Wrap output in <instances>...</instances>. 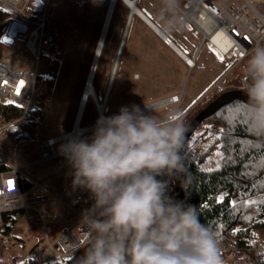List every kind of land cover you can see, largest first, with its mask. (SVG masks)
Instances as JSON below:
<instances>
[{"label": "clouds", "instance_id": "9594fccd", "mask_svg": "<svg viewBox=\"0 0 264 264\" xmlns=\"http://www.w3.org/2000/svg\"><path fill=\"white\" fill-rule=\"evenodd\" d=\"M99 4L100 0H93ZM125 3V0H124ZM181 0H163L166 23L178 30ZM237 101L252 137L264 141V45L245 50ZM188 127L162 102L123 106L100 117L90 136L70 134L58 153L67 162L73 191L93 202L81 214L83 246L75 264H224L214 232L194 205L171 193L189 183L184 151Z\"/></svg>", "mask_w": 264, "mask_h": 264}, {"label": "rangeland", "instance_id": "374dc122", "mask_svg": "<svg viewBox=\"0 0 264 264\" xmlns=\"http://www.w3.org/2000/svg\"><path fill=\"white\" fill-rule=\"evenodd\" d=\"M251 1L264 5V0ZM188 4V0H181L180 8L186 9ZM136 5L162 30V25L166 23L163 0H137ZM45 12L47 27L53 34V42L40 61L38 73L41 80L54 78L50 95L43 99V107L49 111L46 115L47 122L40 125L37 121L35 140L32 142L18 140L7 129L0 131V152L11 159L12 164L32 184L34 182L29 177L37 180V174L42 173V167L30 166L29 162L49 154L48 149L41 146V141L65 134L72 127L86 76L92 68L93 54L100 36L106 6L101 1L96 4L93 0H50ZM128 12V8L121 1H117L93 79V88L98 100H101L108 85ZM192 31V27L186 22H183L178 30H172L170 33L162 30L163 34L178 43L182 40V33L187 34L189 42L195 48L194 59L196 60V65L189 68L169 48L163 46L153 31L134 16L116 59L114 75L108 91L105 117L117 114L123 106L142 107L144 102L154 103L170 95H178L180 100L177 106H168L184 116L202 98L212 96L214 93L208 91L214 85L218 75L215 76L214 63L204 61L207 48L212 49V47L206 42L199 45L200 37L193 36ZM184 50L190 56L194 55L193 52ZM224 59L228 60V64L230 63L229 57H224ZM55 62H57V68L53 66ZM217 66L219 69L222 67L221 64ZM243 67L244 63L235 70L230 78L232 82ZM38 94L39 85L36 101ZM96 117L94 105L89 100L81 125H91ZM25 119L31 120L33 116L30 115ZM59 146L60 144L56 150ZM15 154L18 156L11 158ZM52 164L58 170L61 169V159L54 160ZM62 175L64 184L66 186L71 184L69 170L54 176L52 179L55 184L61 182ZM42 185L45 186V183ZM48 189L53 192L57 191L54 187L48 186ZM37 194H42L44 200L49 201L48 207L51 212L71 220V213L61 204L52 203L51 197L42 187L34 186V190L26 191L23 202L30 195L34 197ZM82 194L84 191H73L70 196L71 202ZM29 206L24 209V215L18 218L15 228L8 236L3 234L5 229L3 231L0 229V264H17L18 262L12 257L18 254L20 249L28 252L36 241L39 242L37 245L39 246L45 236L44 229L48 236L50 235L46 214L40 209L35 210ZM262 231L264 230L257 231L256 234L264 240ZM44 255L51 256L48 251H45ZM221 258L224 264H243L242 261L226 255H221Z\"/></svg>", "mask_w": 264, "mask_h": 264}, {"label": "built area", "instance_id": "2783aa9c", "mask_svg": "<svg viewBox=\"0 0 264 264\" xmlns=\"http://www.w3.org/2000/svg\"><path fill=\"white\" fill-rule=\"evenodd\" d=\"M42 1L44 9L41 14L34 17L27 12L30 0H0V9L9 14L4 23V34L12 21H17L27 28L24 34L16 35L13 44L7 46L8 48L0 58V104L20 108L22 116L18 120L32 115L34 109L41 111L42 116L38 120L40 125L47 122L46 115L49 111L40 107L36 101L38 69L42 57L45 56L53 42V34L47 27L45 12L50 0ZM188 2L186 9L180 8L179 15L184 22H188L194 27L193 35L200 36L202 43H208L222 57L231 59L227 66L218 69V78L208 92L212 91L216 94L223 90H242V77L236 83H233L230 78L235 70L242 65L243 59L246 57L245 50L250 52L254 47L264 45V5L255 4L251 0H188ZM192 14L193 16H191ZM205 22L210 24L207 29L204 27ZM218 33L224 40L222 46L213 41ZM168 40H163V42L168 44ZM108 91L107 85L101 100L97 99L95 92L88 95V101H92L97 114L94 123L88 126L81 125L87 103L84 104L83 114L77 123L78 109L81 104L79 102L70 131L54 138L42 140L41 146L48 149L49 154L31 160L30 166L61 159V169L66 172L68 170L67 162L59 155L56 147L65 142L70 134L79 133L86 136L92 133L95 123L99 119L98 102L103 101L106 96L108 97ZM179 100L178 95H173L156 102L177 106ZM103 115L105 116V110ZM11 124L1 122L0 131L8 129ZM0 165L5 167L0 170V229L4 230L12 228L19 212L26 208L23 202L25 192L21 191L20 184V180L25 177L12 164V160L1 152ZM34 185L41 187L38 183H34ZM72 193L71 186L60 195L49 193L54 203L61 204L71 213L73 222L55 238L48 236L44 229V239L34 251L32 264H59L78 251L73 250V245L77 241L81 246L85 244L81 214L90 208L93 202L89 199L87 192L71 202ZM5 216L6 218H4ZM239 230L240 227L237 226L234 230L235 235ZM218 245L221 255L243 261L246 264L251 263L252 257H264V240H261L254 231L248 232L243 237H235L232 241L218 243ZM45 251H48L51 256H45Z\"/></svg>", "mask_w": 264, "mask_h": 264}, {"label": "trees", "instance_id": "16d2710c", "mask_svg": "<svg viewBox=\"0 0 264 264\" xmlns=\"http://www.w3.org/2000/svg\"><path fill=\"white\" fill-rule=\"evenodd\" d=\"M43 9L42 0H30L27 12L36 17ZM8 16L0 9V58L8 48L1 41ZM243 63L245 65L246 57ZM53 66L57 68V62ZM242 71L236 74L233 83L242 77ZM37 83V104L43 107V99L50 95L54 78L41 80L38 77ZM227 91L230 90L202 98L183 116L186 125ZM236 107L237 101L232 102L205 119L191 135L184 151L189 183L182 200L186 199L188 204L195 206L200 222L214 232L218 243L243 237L250 231L264 230V141H258L249 134L247 122L235 111ZM21 116L20 108L0 104L1 122L12 123L8 132L18 140L32 142L41 111L34 109L31 120H18ZM4 168L0 165V170ZM20 184L22 192L32 187V183L24 178ZM171 194L174 196V190ZM237 226L240 230L235 235ZM10 230L6 228L5 233ZM82 255L83 251L78 250L59 264H75ZM32 263V259H27L20 264ZM250 264H264V257H252Z\"/></svg>", "mask_w": 264, "mask_h": 264}, {"label": "crops", "instance_id": "0c3cea01", "mask_svg": "<svg viewBox=\"0 0 264 264\" xmlns=\"http://www.w3.org/2000/svg\"><path fill=\"white\" fill-rule=\"evenodd\" d=\"M145 15V14H144ZM147 17V16H146ZM148 18V17H147ZM149 19V18H148ZM153 23V22H152ZM187 24H189L191 27H192V29L194 30V27L190 24V23H188V22H186ZM149 28V27H148ZM157 28L162 32V30L157 26ZM150 29V28H149ZM151 30V29H150ZM153 33H154V31H153ZM163 33V32H162ZM155 34V33H154ZM192 34H193V31H192ZM155 36H157L156 34H155ZM193 36H195V37H200V36H196V35H193ZM157 38L159 39V41L163 44V46L165 47V48H169L170 49V51L173 53V54H175L176 56H178L179 57V60L182 62V63H184V60L180 57V55L179 54H177L176 53V51L174 50V49H172L171 47H169L167 44H165L164 42H163V39L160 37V36H157ZM169 38V37H168ZM174 44H175V46L185 55V56H187L188 58H190V59H192L193 60V62H194V65H193V67L196 65V60L194 59V57H195V48L193 47V45L189 42V40H188V36H187V34H183L182 33V37H181V42L180 43H178L177 41H175V40H173L172 38H169ZM202 43V41H201V37H200V43H199V45ZM205 43V42H204ZM181 45V46H180ZM184 49H187L188 51H190V52H193L194 53V55L193 56H190ZM118 52V51H117ZM117 54V53H116ZM204 61H206V62H213L214 63V65H215V67H214V71H215V76H217L218 74V66L217 65H219V64H221L222 65V67H225V66H227V61L228 60H225L224 59V57H222L217 51H215L214 50V48H207V50H206V52H205V55H204ZM230 61H231V59H230ZM185 64V63H184ZM225 64V65H224ZM186 65V64H185ZM189 67V66H188ZM189 68H191V67H189ZM171 96H173V95H170V96H168V97H171ZM168 97H165V98H168ZM165 98H163V99H165ZM6 152L9 154V151L8 150H6ZM24 152V151H23ZM18 156V154H15V155H13V157H11V158H15V157H17ZM41 157V156H40ZM37 158H39V157H37ZM37 158H35V159H37ZM34 160V159H33ZM54 160H57V159H54ZM54 160H49V161H47V162H44V163H42V164H39V165H37V167L39 166H41L42 167V173H39V174H37V180H35L34 178H30L29 177V179L32 181V182H34V183H38L39 185H41V187L49 194V193H53V194H55V195H60V194H62L63 192H65L70 186H71V184H69V185H65L64 184V181H63V179H64V176L62 175V180H61V182L59 183V184H55V181L52 179L54 176H56V175H58V174H62V173H65V172H63L62 171V169H60V170H58L57 168H55L54 167V165L52 164L53 162H54ZM33 167H35V166H33ZM60 167H61V165H60ZM69 170V169H68ZM67 170V171H68ZM66 171V172H67ZM29 181V180H28ZM42 183H45V186L44 185H42ZM34 184H32V187H31V189L30 190H28V191H31V190H34ZM48 186L49 187H54V188H56L57 189V191L56 192H53V191H51L50 189H48ZM38 187V186H37ZM26 193V192H25ZM49 196H50V194H49ZM50 201L52 202V203H54L53 201H52V199L50 198ZM49 201H45L44 200V197L42 196V194H37L36 196H29L27 199H26V201H24V205L26 206V208L29 206V207H32L33 209H35L36 210V208L37 209H40V210H42L45 214H46V218H47V228H48V230L50 231V237L51 238H55V237H57V236H59V234L64 230V229H66L72 222H73V218L71 217V220H69L68 218H62V217H59L58 215H55L53 212H51L50 211V209H49V207H48V205H49V203H48ZM24 209L23 210H21L20 212H19V215H18V217H17V219H16V222H15V224L13 225V227L11 228V230L8 232V233H5V232H3V234H5L6 236H8L12 231H13V229L15 228V225H16V223H17V220H18V218H20L21 216H23L24 215ZM3 231V230H2ZM262 232H264V231H262ZM39 244V242L38 241H36V243L34 244V246L28 251V252H25V251H23L22 249H18L19 251H18V254H16V255H14L12 258H14L15 259V261L16 262H18L17 264H20L21 262H23V261H26L27 259H33V256H34V251H35V249H36V247H37V245ZM17 248H19V247H17ZM243 262V261H242ZM14 264H16V263H14ZM243 264H246L245 262H243Z\"/></svg>", "mask_w": 264, "mask_h": 264}, {"label": "bare ground", "instance_id": "6f19581e", "mask_svg": "<svg viewBox=\"0 0 264 264\" xmlns=\"http://www.w3.org/2000/svg\"><path fill=\"white\" fill-rule=\"evenodd\" d=\"M100 1L103 4H105V6H106V13H105L104 21H103V24H102V27H101L100 36H99V39H98V42H97V45H96V48H95V51H94V54H93L92 68H91V71L86 76V80H85V83H84V88H83V90H82V92L80 94L79 102H81V104H80L79 109H78L77 123L79 122V120H80V118H81V116L83 114L84 104H86L87 101H88V95L90 93L94 92L93 79H94V76H95L97 68H98V63H99V60H100V57H101V54H102L103 46H104L105 41H106V36H107L108 30H109V27H110V24H111L112 16H113V13H114L115 8H116L117 1H121L128 8V10L130 12H134L133 17L134 16L138 17L141 21L143 20L142 22L144 24L147 23L149 26L147 24H145V25L147 27H149L151 29V31H154V33L157 36H161L163 38V40H166V41H167V38H168L161 31H158L157 26L154 23H153L154 25L148 23V20L145 18L146 15H144V13L137 7L136 3H134V0H125V3H124V0H116V2L114 3L113 7H112L113 0H100ZM110 13H111V16H110ZM191 16H193V14ZM133 17H132V19H133ZM128 18H129V15H127V18H126L125 26H124V29H123V32H122V36H121V40H120V44H119V47H118V52L116 54L115 62H114L111 74L109 76L108 88H110V86H111V82H112V78H113V74H114V69H115L116 59L118 58V55H119V52H120V48L123 45V40H125L126 34L128 32V30L126 32V29H127V27L129 28V26L131 24V21H132V19H131L130 24L128 26ZM204 24H205L204 27L206 29L208 28V26H210L209 22H205ZM219 34L220 33L217 34L218 36L215 37L213 39V41L215 43H218L220 46H222L224 44V40L219 36ZM102 40H103V42H102ZM167 45L169 47H171L172 49H174L176 51V53L180 55V57L184 60V63L187 66L193 67V65H194L193 60L188 58L187 56H185L175 46V44L170 39H169ZM98 54H99V56H98ZM106 105H107V96L105 97V99L103 101H99L98 102L99 118L100 117H105L103 114H104V110L106 108Z\"/></svg>", "mask_w": 264, "mask_h": 264}, {"label": "water", "instance_id": "95a60500", "mask_svg": "<svg viewBox=\"0 0 264 264\" xmlns=\"http://www.w3.org/2000/svg\"><path fill=\"white\" fill-rule=\"evenodd\" d=\"M116 2V0H113V5ZM134 3H136V0H134ZM112 13V12H111ZM110 13V16H111ZM129 18H128V26L130 24V21L134 15V12L128 13ZM110 18V17H109ZM145 18L148 20V23L154 25L150 19H148L146 16ZM143 21V20H142ZM145 22V21H144ZM147 24V23H145ZM148 25V24H147ZM149 26V25H148ZM158 29V28H157ZM27 28L25 25L17 22V21H12L8 27V30L6 33L2 36L1 41L7 46H11L13 44V40L16 37L18 33L24 34L26 32ZM128 30V27L126 29V32ZM158 31H160L158 29ZM127 35V34H126ZM161 37V36H160ZM162 38V37H161ZM163 39V38H162ZM168 40V38H167ZM169 41V40H168ZM103 42V40H102ZM124 42V40H123ZM121 51V48H120ZM120 54V52H119ZM99 56V54H98ZM114 75V74H113ZM246 100V97L243 93L242 90H230L222 95H220L218 98H216L214 101H212L207 107H205L189 124H188V133H187V140H186V145L191 137V135L194 133V131L197 129V127L207 118L212 116L214 113H216L220 108L226 106L227 104H230L235 101H243ZM185 145V146H186ZM174 197L178 200L183 199V191L180 189L179 185L177 184L174 188Z\"/></svg>", "mask_w": 264, "mask_h": 264}, {"label": "snow or ice", "instance_id": "6c2138e0", "mask_svg": "<svg viewBox=\"0 0 264 264\" xmlns=\"http://www.w3.org/2000/svg\"><path fill=\"white\" fill-rule=\"evenodd\" d=\"M21 83H23V82H21ZM235 111H236L237 113H239V109H238V107L235 108ZM218 202H220V198H218Z\"/></svg>", "mask_w": 264, "mask_h": 264}]
</instances>
